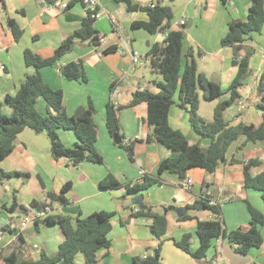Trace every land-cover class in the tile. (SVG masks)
Segmentation results:
<instances>
[{"label": "crops", "instance_id": "0c3cea01", "mask_svg": "<svg viewBox=\"0 0 264 264\" xmlns=\"http://www.w3.org/2000/svg\"><path fill=\"white\" fill-rule=\"evenodd\" d=\"M130 2L147 7L155 0ZM164 2L167 5L166 0ZM249 7L250 0H176L172 4L169 30L190 29L183 32V53L192 47V42L200 48L202 54L210 56L220 64L219 73L212 76V79L218 81L222 91V95L217 98L219 102L229 98L228 87L237 74V66L232 64V49L222 47L220 40L226 35L229 23L246 21ZM99 10L102 14L94 20L93 28L103 37L101 42L91 45L75 38L73 50L64 55L57 64L80 62L87 82L63 79L56 66L42 68L40 74L49 87L63 93V110L68 116H75L79 108L83 110L91 102L95 109L93 122L97 127L95 149L103 162L82 163L75 168L70 167L66 159L52 158L49 140L45 134H35L27 128L22 130L13 140L12 152L0 159V173L17 170L29 174L27 178H5L0 182V264H4V257L11 253H15L21 261L33 262H37L42 254H56L65 239L58 224H46L43 220L34 219L21 229L20 223L27 215L26 208L32 206L33 201L38 204L39 207L35 209L38 210L40 205L49 204L50 195H59L66 183H70V189L64 195L68 205L52 202L49 204L50 215H71L65 212L68 208L75 210V214L71 215L74 219L101 211L113 214L111 230L108 233L109 248H100L96 252L100 264H133L134 259L146 257L147 252L158 246L159 241L149 230L151 220L132 216L139 208L128 202L139 194L143 195L144 204L154 213L164 214V208L172 206L183 208L189 217L181 220L174 211L164 214L167 219V232L162 237L161 264L229 262L223 255L229 245L226 239L213 240L202 261L194 260L177 248L174 241L190 234V250L195 251L198 248L195 234L197 221L211 220L215 216L209 210H186L185 207L201 200L207 193L211 200L222 201L220 216L227 233L248 228L250 217L245 201L260 212L264 211L260 193L244 187L243 174L244 164L249 160L259 161L249 169L251 176L264 172V142H247L245 136H239L230 144L224 162L214 172L208 173L202 168L186 171L185 177L192 180L189 189L181 188L182 180L179 176L164 172L160 176L161 184L154 185L143 193L128 194L124 188L126 185L135 184L146 175L156 177L159 164L173 158L174 154L159 143L147 142L151 130L146 122L145 103L125 108L118 115L122 142L125 148L131 147V158L127 150L108 134L104 117L106 104L111 97L114 98L113 103L116 106H126L136 91L158 93L155 82L162 81L149 67L146 71L142 69L148 65L146 61L142 66L131 67L129 57L119 55L117 50L131 49L141 53L146 47L145 56L152 45L163 42L165 33L150 35L143 29L133 27V23L148 20L146 12L129 11L125 4L115 0H100ZM88 12L90 13L80 4H71L67 10L61 11L44 4L42 0L0 1V66H3V70L0 69L1 114H11L10 107L4 102L5 96L15 95L25 76L34 72L24 64V51L29 50L43 59L50 58L61 42L81 27ZM9 19L22 30L19 41H15L9 29ZM180 21L185 22L183 28L179 26ZM210 43L215 47L212 50H209ZM244 46L252 50L249 76L238 89L239 101L223 113L227 127H236L239 124L258 127L264 122V111L258 109L261 100L258 85L264 72V29L261 33H252L247 37ZM112 48L115 49L114 52L105 53ZM193 59L197 73L209 80L204 71L199 72L194 51ZM185 62L183 59L181 70ZM201 100L202 92L199 95V108ZM173 101L168 113L169 126L180 131L191 144L208 148L211 140L200 137L191 129L189 114L178 106V93L174 95ZM35 110L40 115H47V105L42 98L36 100ZM58 135L64 146L74 147L77 140L72 132L59 130ZM107 176H112L120 187H100V182ZM261 234L262 245L244 254L246 257L242 261H248L247 264H264L262 228ZM78 256L79 254L73 264H84L83 257L78 259Z\"/></svg>", "mask_w": 264, "mask_h": 264}, {"label": "trees", "instance_id": "16d2710c", "mask_svg": "<svg viewBox=\"0 0 264 264\" xmlns=\"http://www.w3.org/2000/svg\"><path fill=\"white\" fill-rule=\"evenodd\" d=\"M1 2L3 0H0ZM44 4L54 5L57 0H42ZM125 4L129 11L141 10L146 12V22H136L132 26L146 31L150 35L159 32L166 33L161 44L150 47L144 60L153 74L159 75L162 81L155 82L158 93L148 90L136 91L132 94L131 102L126 106H116L114 98L105 107V127L108 134L121 147L123 138L120 133L118 115L125 108L145 103L147 106L146 122L151 130V136L147 142H156L170 150L174 157L162 161L159 164L157 176H144L141 181L126 185L128 194L143 193L154 185L161 184V175L164 172L176 174L181 180L185 178L186 171L191 168H202L208 173L215 171L217 166L224 162L225 153L232 142L239 136H245L247 142H264V122L258 127L239 124L236 127H227L224 121V111L239 101V87L249 76V59L252 50L244 46L247 37L252 33H261L264 29V0H250L249 13L246 21L231 22L228 25L226 35L220 40L222 47L232 49V64L237 66V74L228 87L229 98L219 102L213 109L211 122L203 120L198 115L200 88L202 98L211 101L222 95L219 84L210 82L204 75L197 73L193 49L189 47L186 53L182 51L183 31L169 30L172 19V4L176 0H155L154 7L150 8L135 5L130 0H115ZM91 13L83 19L81 27L71 36L65 38L55 49L50 58H40L29 50L24 51L23 59L26 68H32L33 73L27 74L15 95H7L4 102L11 109L10 116L0 113V159L7 157L13 150V140L24 129H30L35 134H45L49 140L50 154L53 159L64 158L70 167H77L82 163L101 164L102 157L95 149L97 139V127L93 122L95 109L91 102L82 110L79 116H68L63 110V93L53 90L42 79L40 70L45 67H58L61 77L67 81L87 82L84 70L80 62L59 64L61 58L73 50L75 38L81 39L91 45H97L103 38L93 28L94 23ZM8 26L15 41H19L22 30L13 20H8ZM183 28V26H182ZM108 49L105 53L114 52ZM186 60L183 70L182 61ZM178 93V106L189 114L191 129L202 138L211 140L208 148L191 144L178 130H173L168 123V113L174 103L173 97ZM258 93L261 100L258 109L264 111V72L259 79ZM42 98L47 105V115L42 116L35 110V103ZM67 130L74 134L76 143L69 148L62 144L58 131ZM129 157L132 156L131 147H126ZM258 160H249L244 164V187L260 193L264 205V172L251 176L249 169L256 166ZM27 178L26 172L12 171L1 172L0 182L5 178ZM100 187L117 189L120 184L112 177L107 176L100 182ZM70 189V183L62 186L60 194L50 195L48 203L58 202L67 206L65 194ZM35 209L38 204L33 201ZM40 205V207L49 206ZM250 217L249 226L245 230L226 232L222 225L220 206H211L207 198L203 197L192 205L186 206V210H209L215 217L211 220L197 221L195 234L198 239V248L190 250L191 235L185 234L179 241H174L177 248L190 255L194 260L202 261L215 239H226L228 244L236 252L247 254L252 248H259L263 243L261 228L264 229V211L260 212L249 202L245 201ZM135 218L145 217L151 220L150 233L159 243L152 251L147 252L146 257L134 259L133 264H161L160 248L162 237L167 232V219L164 214L152 212L150 207L145 210H137L132 213ZM112 213L94 212L87 217L75 219L71 215H48L43 219L46 224H58L65 239L59 245L55 255L42 254L37 262L21 261L15 253L4 257V264H73L76 255L81 254L84 264H100L96 258V252L100 248H109L108 233L111 230ZM189 217L185 214L180 219Z\"/></svg>", "mask_w": 264, "mask_h": 264}, {"label": "built area", "instance_id": "2783aa9c", "mask_svg": "<svg viewBox=\"0 0 264 264\" xmlns=\"http://www.w3.org/2000/svg\"><path fill=\"white\" fill-rule=\"evenodd\" d=\"M164 0H162V4L164 5ZM71 4H80L83 8L86 10L90 11L91 16L93 19H97L101 17V11L99 10L100 8V0H57L56 3L52 6L56 7L57 9L61 11H65L69 8ZM154 3H151L149 5L150 8L154 7ZM185 25L184 21L179 22V26L182 27ZM166 36V33H165ZM102 40V39H101ZM100 40V42H101ZM117 53L119 55H127L130 60L131 67H136V66H142L144 64V57L140 55L138 51L127 49V50H121L118 49ZM0 69L3 70V66H0ZM192 185V180L189 177H185L181 181V188L182 189H189ZM210 194H206L205 198L208 199L209 205L211 206H220L222 201H215L211 200L209 198ZM27 215L25 218L22 220L20 223V228L23 229L29 222L32 220H43L45 217L50 215L51 213V208L49 206H44L38 208V210H35L34 207L28 206L26 208ZM34 248H37L36 245L33 246ZM216 264H229V262L225 261V263H216Z\"/></svg>", "mask_w": 264, "mask_h": 264}, {"label": "rangeland", "instance_id": "374dc122", "mask_svg": "<svg viewBox=\"0 0 264 264\" xmlns=\"http://www.w3.org/2000/svg\"><path fill=\"white\" fill-rule=\"evenodd\" d=\"M189 30H190L189 28H185L183 30V32H186ZM190 44L193 47L194 57H196V59L198 61L199 72L204 71L210 80L213 75H217L216 73H219L220 64L218 62H216L215 60H213L212 58H210V56L202 54V51L200 50L199 47H197V45H195L192 42H190ZM214 48L215 47H213V44L210 43L209 50H212ZM146 50H147V48L145 47L144 51H141L140 55L144 56V54L146 53ZM142 69L145 71L148 70V65H146L145 67H142ZM198 92H199V95L201 96V89L200 88L198 89ZM204 101L205 100H201V102H200V108H199L198 115L202 116L203 118H206V120H209L207 122H211L212 118H213L214 106L216 105V103H219V99H214V100L208 101V102L207 101L204 102ZM7 116H10V115H7ZM42 116H44V115H42ZM78 257H79L78 259H82L83 256L81 254H79Z\"/></svg>", "mask_w": 264, "mask_h": 264}, {"label": "water", "instance_id": "95a60500", "mask_svg": "<svg viewBox=\"0 0 264 264\" xmlns=\"http://www.w3.org/2000/svg\"><path fill=\"white\" fill-rule=\"evenodd\" d=\"M187 27H189V24L187 25ZM210 82L218 84V81L214 80L212 78L210 79ZM81 112H82V108H79L75 112V116L76 117L79 116L81 114ZM128 203L131 205L137 206L140 210H145L147 208V206L143 202V195L142 194L136 195L135 197L129 199ZM168 211H174L178 217H182L185 214V210L183 208H175L172 206H170L168 208H164L163 213L166 214ZM65 212L67 214H71V215L75 214V210L72 208L66 209ZM223 255L229 260L230 264H247V262H248L245 260L242 261V259H245V257H246L244 254L232 251V249L229 245L226 246V252L224 250Z\"/></svg>", "mask_w": 264, "mask_h": 264}]
</instances>
